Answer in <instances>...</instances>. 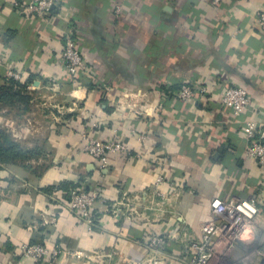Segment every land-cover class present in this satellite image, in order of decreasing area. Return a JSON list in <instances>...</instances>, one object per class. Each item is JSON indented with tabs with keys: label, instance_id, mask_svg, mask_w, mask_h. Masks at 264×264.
<instances>
[{
	"label": "crops",
	"instance_id": "1",
	"mask_svg": "<svg viewBox=\"0 0 264 264\" xmlns=\"http://www.w3.org/2000/svg\"><path fill=\"white\" fill-rule=\"evenodd\" d=\"M29 1L0 0V87L12 70L21 82L34 76L29 91L54 85L66 103L61 122L45 128L1 115L41 156L35 171L0 165V264H54L24 257L34 241L85 256L56 264H152L155 235L159 264H183L214 220V198L253 199L260 210L231 258L264 243V167L247 157L241 133L249 119L264 131V33L254 27L264 0H62L46 18L32 16ZM67 35L92 70L74 96L61 64ZM184 84L208 93L180 99ZM226 84L248 91L245 113L222 104ZM85 134L129 152L101 169L83 150ZM95 188L90 230L67 204L72 189Z\"/></svg>",
	"mask_w": 264,
	"mask_h": 264
},
{
	"label": "built area",
	"instance_id": "2",
	"mask_svg": "<svg viewBox=\"0 0 264 264\" xmlns=\"http://www.w3.org/2000/svg\"><path fill=\"white\" fill-rule=\"evenodd\" d=\"M61 1L30 0L26 8L32 16L46 18L51 16L53 10L61 5ZM211 1L214 5H219L227 0ZM121 12L122 7L118 5L115 13L120 14ZM254 27L264 33V11L255 19ZM61 64L65 75L72 80L73 85L92 73L84 53L79 50L70 35L65 37ZM7 77L19 82L22 80V76L12 70L8 71ZM195 92L206 95L208 87L202 84H184L176 95L180 99L192 101ZM251 102L250 95L244 87L228 84L224 86L222 104L231 108L235 115L239 116L245 113ZM241 133L250 142L246 151L247 157L257 160L264 167V131L259 128L254 119H249L242 126ZM83 138L85 140L84 151L99 163L101 169L109 164L112 155H127L129 152L127 146L118 139L101 140L91 138L86 134ZM162 181V176H160L158 183ZM99 196L100 191L97 188L92 190L74 189L70 193L67 204L68 210L90 230L97 226L94 207ZM210 207L214 220L201 225L200 238L188 247L187 257L181 259L183 264H209L213 259H217V264H256V259L259 260V264H264V243L245 252L238 259L231 258L232 252L240 245L246 229L258 221L260 210L257 202L253 199L222 200L214 198ZM131 209V213H137L134 205ZM163 243V238L156 235L150 242L149 247L154 253L149 257L152 264H159L158 257L162 254ZM22 250L25 258L32 259L36 263L48 261L56 264L64 254H69L77 259L85 258L82 252H65L58 245L49 248L39 243H27L22 247Z\"/></svg>",
	"mask_w": 264,
	"mask_h": 264
},
{
	"label": "trees",
	"instance_id": "3",
	"mask_svg": "<svg viewBox=\"0 0 264 264\" xmlns=\"http://www.w3.org/2000/svg\"><path fill=\"white\" fill-rule=\"evenodd\" d=\"M33 81L34 76H31L26 82H19L8 78L6 84L0 87V113L18 101L29 103V85L34 84ZM25 111L22 110L23 114ZM40 156L38 148L24 146L8 130L0 125V165H18L35 171L37 167L33 165L32 161L39 159ZM34 243L42 244L38 241L31 242L30 244Z\"/></svg>",
	"mask_w": 264,
	"mask_h": 264
},
{
	"label": "rangeland",
	"instance_id": "4",
	"mask_svg": "<svg viewBox=\"0 0 264 264\" xmlns=\"http://www.w3.org/2000/svg\"><path fill=\"white\" fill-rule=\"evenodd\" d=\"M66 82L71 88V93L73 95L76 89L74 87L75 85L72 84L73 82L69 77H67ZM53 86L54 85H49L46 89L42 88L39 90L31 89L32 91L28 94L30 96L29 103L18 101L7 110H2L0 113L1 126L17 139L20 132L19 127L16 124L13 126L12 123L6 122L7 120L3 119L1 115L10 116L19 123H23L26 117H30L34 125L38 127L43 126V128L47 127L50 123H56V121L61 122L64 111L60 107L64 105L66 101H62L60 97H57L59 94L58 89H54ZM68 97H70V95ZM77 105H79V102ZM22 110H26L24 114Z\"/></svg>",
	"mask_w": 264,
	"mask_h": 264
}]
</instances>
